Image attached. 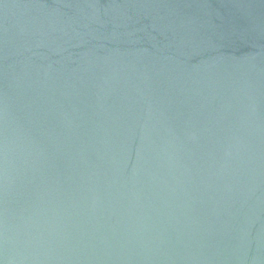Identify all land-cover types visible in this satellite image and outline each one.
<instances>
[{"label": "water", "instance_id": "obj_1", "mask_svg": "<svg viewBox=\"0 0 264 264\" xmlns=\"http://www.w3.org/2000/svg\"><path fill=\"white\" fill-rule=\"evenodd\" d=\"M0 264H264V0H0Z\"/></svg>", "mask_w": 264, "mask_h": 264}]
</instances>
